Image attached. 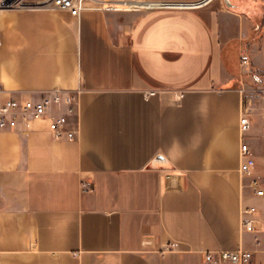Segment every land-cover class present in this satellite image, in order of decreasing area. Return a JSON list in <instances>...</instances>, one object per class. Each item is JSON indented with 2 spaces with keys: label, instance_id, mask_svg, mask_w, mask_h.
<instances>
[{
  "label": "crops",
  "instance_id": "0c3cea01",
  "mask_svg": "<svg viewBox=\"0 0 264 264\" xmlns=\"http://www.w3.org/2000/svg\"><path fill=\"white\" fill-rule=\"evenodd\" d=\"M0 86L82 89L74 140L49 119L0 135V264H227L205 253L239 249L264 264V196L240 171L246 143L264 186V0L7 10Z\"/></svg>",
  "mask_w": 264,
  "mask_h": 264
},
{
  "label": "built area",
  "instance_id": "2783aa9c",
  "mask_svg": "<svg viewBox=\"0 0 264 264\" xmlns=\"http://www.w3.org/2000/svg\"><path fill=\"white\" fill-rule=\"evenodd\" d=\"M123 1L126 2L129 0H0V13L7 10L47 9L67 12L75 18H80L88 11L121 10V7L118 6L122 5L121 2ZM131 2L142 1L131 0ZM146 2L154 1L146 0ZM159 3H165V5L149 9H198L170 5V3L176 2ZM134 7L140 8L138 6ZM241 61L243 65H249L250 57L244 54L241 57ZM81 92V88L76 91L54 89L45 91L36 97L23 99L6 96L5 90L0 86V135L6 131H20L26 133L31 129L34 122L49 119V127L54 138L58 139L66 135L69 140H74L78 134V129L75 127L73 119L77 115ZM250 129V120L246 116H243L241 118L242 133L246 134ZM241 158V174L252 178L247 187H249L256 196H264V186L261 181L258 178L252 177L253 170L256 166V160L252 155L250 147L246 143H243L241 146ZM85 189L90 190V187L85 185ZM257 211V208L253 206L242 207L241 224L245 231H256V219H254V216ZM171 247L175 249L177 244H172ZM252 257L253 254L250 251L243 249L222 251L218 253V256L212 251L205 253V259L210 263L247 264L251 261Z\"/></svg>",
  "mask_w": 264,
  "mask_h": 264
},
{
  "label": "rangeland",
  "instance_id": "374dc122",
  "mask_svg": "<svg viewBox=\"0 0 264 264\" xmlns=\"http://www.w3.org/2000/svg\"><path fill=\"white\" fill-rule=\"evenodd\" d=\"M139 1H142V2H131V0L126 1V2L123 1L121 2L122 5L118 6V7H121V10H116V11H111V12L152 11L153 9H149V8H158V7L165 5V3H159V2H176V3H170V5L182 6V5L187 4V6H191V7L195 6L199 8L201 6L208 4L212 0H203L202 2L200 0L199 1L198 0H153L154 2H146V0H139ZM134 6H138L140 8H135ZM156 10H159V9H156Z\"/></svg>",
  "mask_w": 264,
  "mask_h": 264
},
{
  "label": "trees",
  "instance_id": "16d2710c",
  "mask_svg": "<svg viewBox=\"0 0 264 264\" xmlns=\"http://www.w3.org/2000/svg\"><path fill=\"white\" fill-rule=\"evenodd\" d=\"M254 73L256 74V76H259L261 74V72L257 69H255Z\"/></svg>",
  "mask_w": 264,
  "mask_h": 264
}]
</instances>
